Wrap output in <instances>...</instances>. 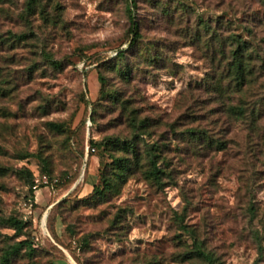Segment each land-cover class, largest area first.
Returning a JSON list of instances; mask_svg holds the SVG:
<instances>
[{
	"label": "rangeland",
	"instance_id": "obj_1",
	"mask_svg": "<svg viewBox=\"0 0 264 264\" xmlns=\"http://www.w3.org/2000/svg\"><path fill=\"white\" fill-rule=\"evenodd\" d=\"M232 33L264 55V0H0V218L26 225L0 232L34 248L10 264H180L195 238L217 264H264V85L235 119L209 83ZM129 110L153 124L162 186L147 159L122 178L110 165L105 141L139 135Z\"/></svg>",
	"mask_w": 264,
	"mask_h": 264
},
{
	"label": "trees",
	"instance_id": "obj_2",
	"mask_svg": "<svg viewBox=\"0 0 264 264\" xmlns=\"http://www.w3.org/2000/svg\"><path fill=\"white\" fill-rule=\"evenodd\" d=\"M133 6L136 7V2L134 1ZM133 38L131 41V47H135L140 38L139 24L134 22L133 16ZM14 40L18 42H23L26 39V35L22 33H16L13 35ZM231 39V41H230ZM227 45L232 46L230 52V58L228 59L226 55L224 60L227 61L224 65V69L220 75L211 77L209 80H215L212 83L214 92L218 95L224 97L227 94L229 104L226 105V111L233 115L235 119H243L248 112V109L251 108L248 106L249 97L247 93L255 85L263 86L262 82L259 84V78L264 76V55L261 54V50L256 47L253 43H249L244 40L242 37L238 36L236 33L229 35L227 39H224L223 49L226 51ZM224 53V52H223ZM126 57V51H120L118 57ZM156 55L151 58L152 61H155ZM118 64L113 62L110 64L109 70L115 71ZM119 74L128 79L133 73V69L129 66L126 68H118ZM100 82L103 85L102 94L113 95L111 98L114 102L119 101V98L116 94H112L111 91H107L108 78L105 77L103 70H100L99 76ZM227 83V87H225ZM111 93V94H110ZM238 95V97L236 96ZM235 98L232 99V97ZM232 101V102H230ZM128 102H121V105L126 112L128 110ZM249 107V108H248ZM130 111V110H129ZM256 115V109L253 110V116ZM128 121L130 127L134 131H137L139 135L135 136V139H111L105 141V149L109 150L111 153L110 158L114 170L117 171V177H125L126 174L135 175L139 168H142L144 164V159H147V166L149 169L144 172V175L147 179L154 181L157 185H164L165 178H171L172 172L166 170V167H161L158 161V154L155 151V146H151L150 149L144 150L142 147V137L149 134L148 132L153 124L150 123L149 118H139L137 110H132L128 114ZM59 127V125H55ZM193 141H203L204 139L200 137L201 132L198 130H191ZM144 141V140H143ZM205 141V140H204ZM155 151V152H154ZM122 153V154H120ZM24 157V156H23ZM26 157V156H25ZM1 171V170H0ZM20 173L27 172L31 176L32 184L34 182L33 174L30 170H18ZM103 179L106 182H111L109 176L106 172L103 176ZM179 217V215H178ZM182 216L178 220L184 221ZM0 225L2 227H9L16 231L17 235H22L24 228L26 227L23 220L15 216L11 217H1ZM182 229L186 230L187 227L183 224ZM25 246H28L25 252V255L32 256L34 252L33 244L28 242V240H23L15 243H10V237L4 235L0 232V264H10L11 259L19 256L22 251L25 249ZM176 262L180 264H217L218 258L215 254L209 251L202 242L195 238L194 245L192 249H184L181 254H178Z\"/></svg>",
	"mask_w": 264,
	"mask_h": 264
},
{
	"label": "crops",
	"instance_id": "obj_3",
	"mask_svg": "<svg viewBox=\"0 0 264 264\" xmlns=\"http://www.w3.org/2000/svg\"><path fill=\"white\" fill-rule=\"evenodd\" d=\"M65 261H66V264H73L71 261H69V260H66L65 259Z\"/></svg>",
	"mask_w": 264,
	"mask_h": 264
},
{
	"label": "bare ground",
	"instance_id": "obj_4",
	"mask_svg": "<svg viewBox=\"0 0 264 264\" xmlns=\"http://www.w3.org/2000/svg\"><path fill=\"white\" fill-rule=\"evenodd\" d=\"M46 220V217H45V219H44V221Z\"/></svg>",
	"mask_w": 264,
	"mask_h": 264
},
{
	"label": "water",
	"instance_id": "obj_5",
	"mask_svg": "<svg viewBox=\"0 0 264 264\" xmlns=\"http://www.w3.org/2000/svg\"><path fill=\"white\" fill-rule=\"evenodd\" d=\"M73 263V262H72Z\"/></svg>",
	"mask_w": 264,
	"mask_h": 264
}]
</instances>
